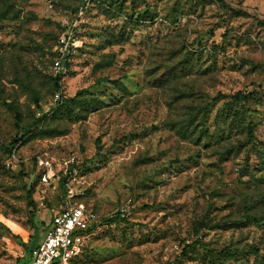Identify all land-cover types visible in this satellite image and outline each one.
Segmentation results:
<instances>
[{"label":"rangeland","instance_id":"374dc122","mask_svg":"<svg viewBox=\"0 0 264 264\" xmlns=\"http://www.w3.org/2000/svg\"><path fill=\"white\" fill-rule=\"evenodd\" d=\"M223 1L0 0V264L46 236L69 160L98 215L74 264H264V0Z\"/></svg>","mask_w":264,"mask_h":264},{"label":"built area","instance_id":"2783aa9c","mask_svg":"<svg viewBox=\"0 0 264 264\" xmlns=\"http://www.w3.org/2000/svg\"><path fill=\"white\" fill-rule=\"evenodd\" d=\"M65 41L66 39L62 40L61 52L53 64L55 75L63 73V62L69 47V42ZM58 97H60L59 94ZM15 160L16 154L13 152L6 158V166L13 167ZM71 163V160L66 162L57 177L63 179V185L67 188L63 203L58 209L52 210L47 234L41 242L27 252L29 261L26 264H74L84 250L88 232L97 225L98 215L95 210L88 208L84 203L74 202L79 192L71 184L78 170L71 167ZM49 173L47 170L42 178L46 183L52 179ZM119 211L124 217L128 209L123 207ZM21 256H25L24 249ZM156 264H179V262L176 258H165Z\"/></svg>","mask_w":264,"mask_h":264},{"label":"trees","instance_id":"16d2710c","mask_svg":"<svg viewBox=\"0 0 264 264\" xmlns=\"http://www.w3.org/2000/svg\"><path fill=\"white\" fill-rule=\"evenodd\" d=\"M222 5H227L223 0H218ZM238 13H243L242 10H238ZM63 78V73L57 74L54 77V83H55V87L57 92L62 93V86H61V81ZM234 99L236 100H242V99H247V95L242 94V93H238L237 95L233 96ZM248 137L249 139H253L254 137V123L252 121L249 122L248 124ZM33 193H34V187H31L28 191V199H29V203L31 206H34V199H33ZM121 216L120 211L117 215L112 216L111 218L105 219L103 220L101 223L104 224H112L113 222H115L117 220V218ZM96 226V225H95ZM94 227H92L91 229H93ZM190 247V245L185 246L184 251H187L188 248ZM27 252L31 250V248H27L26 249Z\"/></svg>","mask_w":264,"mask_h":264},{"label":"crops","instance_id":"0c3cea01","mask_svg":"<svg viewBox=\"0 0 264 264\" xmlns=\"http://www.w3.org/2000/svg\"><path fill=\"white\" fill-rule=\"evenodd\" d=\"M40 242H41V241H40ZM38 243H39V242H38ZM38 243H37V244H38ZM37 244H36V245H37ZM36 245H34L33 247H35ZM33 247H31V248H33ZM28 261H29V260H28ZM28 261H27V262H28Z\"/></svg>","mask_w":264,"mask_h":264}]
</instances>
